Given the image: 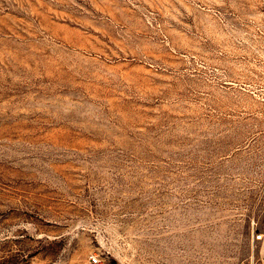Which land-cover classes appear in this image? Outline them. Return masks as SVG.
Masks as SVG:
<instances>
[{"label": "rangeland", "instance_id": "obj_1", "mask_svg": "<svg viewBox=\"0 0 264 264\" xmlns=\"http://www.w3.org/2000/svg\"><path fill=\"white\" fill-rule=\"evenodd\" d=\"M259 232L264 0H0V264H264Z\"/></svg>", "mask_w": 264, "mask_h": 264}, {"label": "built area", "instance_id": "obj_2", "mask_svg": "<svg viewBox=\"0 0 264 264\" xmlns=\"http://www.w3.org/2000/svg\"><path fill=\"white\" fill-rule=\"evenodd\" d=\"M257 226V225H256ZM255 241L261 243L264 247V232H259L255 235ZM94 263H97L98 260L96 258L93 259Z\"/></svg>", "mask_w": 264, "mask_h": 264}]
</instances>
